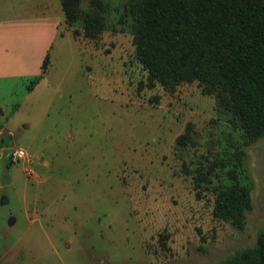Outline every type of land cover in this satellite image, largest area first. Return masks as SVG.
<instances>
[{"label": "rangeland", "instance_id": "rangeland-1", "mask_svg": "<svg viewBox=\"0 0 264 264\" xmlns=\"http://www.w3.org/2000/svg\"><path fill=\"white\" fill-rule=\"evenodd\" d=\"M59 3L8 0L7 14L47 24ZM60 30L46 81L29 92L16 78L0 93L2 138L30 156L0 157V264H216L254 245L264 230V136L241 145L253 208L239 229L213 214L219 179L195 185L196 168L240 139L215 97L198 82L150 88L129 32ZM189 122L197 144L179 147Z\"/></svg>", "mask_w": 264, "mask_h": 264}, {"label": "trees", "instance_id": "trees-1", "mask_svg": "<svg viewBox=\"0 0 264 264\" xmlns=\"http://www.w3.org/2000/svg\"><path fill=\"white\" fill-rule=\"evenodd\" d=\"M61 2L65 23L75 28V36L131 33L150 88L160 84L173 91L198 82L203 94L215 97L217 109L228 115L240 139L231 135L230 145L223 154L216 153L215 162L196 168L195 185L206 183L209 188L213 177L218 178L212 187L215 218L245 229L253 200L250 183L240 178L247 156L241 145L264 136V0H124L116 8L109 0ZM47 69L45 58L43 72ZM195 134L189 122L177 145L195 146ZM225 168L230 183L224 182ZM185 171L191 173L188 166ZM216 264H264V230L254 245Z\"/></svg>", "mask_w": 264, "mask_h": 264}, {"label": "crops", "instance_id": "crops-1", "mask_svg": "<svg viewBox=\"0 0 264 264\" xmlns=\"http://www.w3.org/2000/svg\"><path fill=\"white\" fill-rule=\"evenodd\" d=\"M7 4L8 0H0V93L5 91L8 83L16 78L19 82L26 84L30 92L33 90L34 79L39 78L35 82L36 86L41 81H46L47 72H43V62L50 53L58 33L61 32L60 27L63 24L67 25L62 2L60 0L59 6L49 12L54 16L53 20L47 24H44L45 19H38L33 15L24 21L20 16L9 15ZM71 30L73 31L72 27ZM28 82H31L30 85L27 84ZM5 103V100L0 102V115L3 113ZM5 132L0 128V157L4 155L5 149L9 148L4 144L5 139L2 138ZM41 160L42 158L39 163L43 167L49 166V161L42 163Z\"/></svg>", "mask_w": 264, "mask_h": 264}, {"label": "built area", "instance_id": "built-area-1", "mask_svg": "<svg viewBox=\"0 0 264 264\" xmlns=\"http://www.w3.org/2000/svg\"><path fill=\"white\" fill-rule=\"evenodd\" d=\"M9 159L12 163H18V162H21V161H24L26 160L27 158H30L28 152L24 149V148H21V147H9ZM30 160V159H28ZM26 172L29 174V175H33L34 174V170L28 166L26 168Z\"/></svg>", "mask_w": 264, "mask_h": 264}, {"label": "water", "instance_id": "water-1", "mask_svg": "<svg viewBox=\"0 0 264 264\" xmlns=\"http://www.w3.org/2000/svg\"><path fill=\"white\" fill-rule=\"evenodd\" d=\"M8 154H9V148H6L4 152V156H8Z\"/></svg>", "mask_w": 264, "mask_h": 264}]
</instances>
